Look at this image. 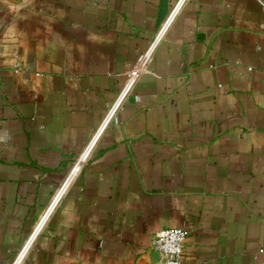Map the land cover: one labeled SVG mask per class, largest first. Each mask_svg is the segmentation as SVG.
Returning <instances> with one entry per match:
<instances>
[{
    "label": "crops",
    "instance_id": "obj_1",
    "mask_svg": "<svg viewBox=\"0 0 264 264\" xmlns=\"http://www.w3.org/2000/svg\"><path fill=\"white\" fill-rule=\"evenodd\" d=\"M176 228L264 264V0H0V264H165Z\"/></svg>",
    "mask_w": 264,
    "mask_h": 264
},
{
    "label": "built area",
    "instance_id": "obj_2",
    "mask_svg": "<svg viewBox=\"0 0 264 264\" xmlns=\"http://www.w3.org/2000/svg\"><path fill=\"white\" fill-rule=\"evenodd\" d=\"M175 8L172 16L176 13ZM132 83L129 82V87ZM128 87V88H129ZM128 88L125 90L127 92ZM123 92L121 98L117 100L114 108L111 110L115 112L120 105L122 97L126 94ZM125 93V94H124ZM187 241V232L183 229H166L159 232L153 241L154 248L161 254L165 260V264H184V248Z\"/></svg>",
    "mask_w": 264,
    "mask_h": 264
}]
</instances>
